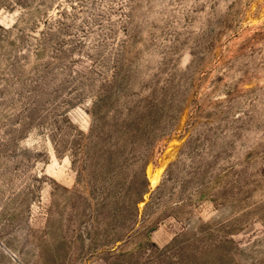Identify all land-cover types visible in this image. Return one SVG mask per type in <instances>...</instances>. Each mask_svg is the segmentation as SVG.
Here are the masks:
<instances>
[{"label": "rangeland", "instance_id": "rangeland-1", "mask_svg": "<svg viewBox=\"0 0 264 264\" xmlns=\"http://www.w3.org/2000/svg\"><path fill=\"white\" fill-rule=\"evenodd\" d=\"M0 264H264V0H0Z\"/></svg>", "mask_w": 264, "mask_h": 264}, {"label": "bare ground", "instance_id": "bare-ground-1", "mask_svg": "<svg viewBox=\"0 0 264 264\" xmlns=\"http://www.w3.org/2000/svg\"><path fill=\"white\" fill-rule=\"evenodd\" d=\"M159 174L160 172H156L154 174H151V172H149V177L153 186L157 184L159 180Z\"/></svg>", "mask_w": 264, "mask_h": 264}]
</instances>
